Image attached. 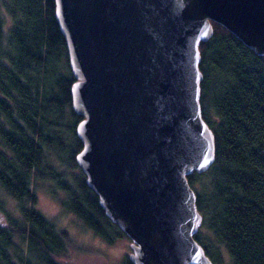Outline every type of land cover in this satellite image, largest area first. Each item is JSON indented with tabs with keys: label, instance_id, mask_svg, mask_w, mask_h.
Listing matches in <instances>:
<instances>
[{
	"label": "water",
	"instance_id": "1",
	"mask_svg": "<svg viewBox=\"0 0 264 264\" xmlns=\"http://www.w3.org/2000/svg\"><path fill=\"white\" fill-rule=\"evenodd\" d=\"M83 117L75 161L133 264H213L193 237L187 181L214 159L201 116L199 43L211 20L264 54V0H54Z\"/></svg>",
	"mask_w": 264,
	"mask_h": 264
},
{
	"label": "trees",
	"instance_id": "2",
	"mask_svg": "<svg viewBox=\"0 0 264 264\" xmlns=\"http://www.w3.org/2000/svg\"><path fill=\"white\" fill-rule=\"evenodd\" d=\"M54 11V0H0V264H68L73 241L36 207L39 181L105 242L126 235L75 161L83 116L71 106L75 77ZM211 24L198 66L214 159L187 175L202 216L193 237L213 264L221 248L230 264H264V54Z\"/></svg>",
	"mask_w": 264,
	"mask_h": 264
},
{
	"label": "rangeland",
	"instance_id": "3",
	"mask_svg": "<svg viewBox=\"0 0 264 264\" xmlns=\"http://www.w3.org/2000/svg\"><path fill=\"white\" fill-rule=\"evenodd\" d=\"M78 169H74L77 171ZM46 181L37 183L38 200L36 207L47 217L66 228L73 245L69 249L68 264H126L125 257L131 252V239L126 235L117 236L113 243H107L86 227L73 213L62 207L48 191ZM9 207H15L16 201L7 196ZM1 220V215H0ZM220 264H230L229 256L221 248Z\"/></svg>",
	"mask_w": 264,
	"mask_h": 264
},
{
	"label": "flooded vegetation",
	"instance_id": "4",
	"mask_svg": "<svg viewBox=\"0 0 264 264\" xmlns=\"http://www.w3.org/2000/svg\"><path fill=\"white\" fill-rule=\"evenodd\" d=\"M127 258H128V256H127ZM129 259V258H128ZM130 261V260H129ZM129 264H133L131 261H130V263Z\"/></svg>",
	"mask_w": 264,
	"mask_h": 264
},
{
	"label": "bare ground",
	"instance_id": "5",
	"mask_svg": "<svg viewBox=\"0 0 264 264\" xmlns=\"http://www.w3.org/2000/svg\"><path fill=\"white\" fill-rule=\"evenodd\" d=\"M102 207V206H101Z\"/></svg>",
	"mask_w": 264,
	"mask_h": 264
}]
</instances>
